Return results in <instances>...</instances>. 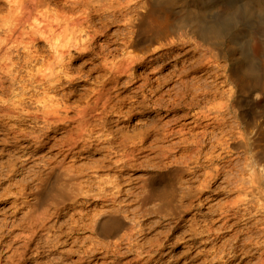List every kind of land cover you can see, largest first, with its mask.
Returning a JSON list of instances; mask_svg holds the SVG:
<instances>
[{"label": "rangeland", "instance_id": "obj_1", "mask_svg": "<svg viewBox=\"0 0 264 264\" xmlns=\"http://www.w3.org/2000/svg\"><path fill=\"white\" fill-rule=\"evenodd\" d=\"M177 1L179 3L172 11L174 23L183 15L182 12L179 13V6L183 2ZM188 6L184 9L185 13L189 12L188 21L184 24L185 29L172 34L175 39L178 38L175 35H182L183 42L179 40L176 46L167 45L159 53L164 52L165 56L155 59L156 61L150 62L152 56H146V66H136L133 75L127 74L120 80L116 90H113L115 96L111 105L114 103L116 107L102 116L106 122L103 127L97 128L93 138L101 134L103 137L104 134H115L119 139L130 137L127 148H119L117 155L113 154L112 160L105 159L109 152L106 149L100 151V144L82 151L76 158L69 156L66 159V164L84 166L92 176L94 184L88 196L73 198L62 176L58 175L39 202L33 198L37 178L46 170L44 164L64 159V155L58 153L59 143L49 140L55 136L53 132H49L48 140L45 137V141H49L47 145L40 149L36 146L28 149L29 156H33L27 160L19 157L22 155L20 148L0 144V264H256L261 256L264 257V249H257L255 243L264 236V232L255 227V219L243 220L239 217L232 219L231 224L228 222L226 227L220 226L222 222L221 225H224L222 212L228 209L230 203H241L246 197L242 192H235L232 186L224 181V175L217 182H211L210 191L203 196L205 198L213 195V200H206L207 203L193 206L179 214L174 212L173 206L167 204L162 196H155L150 202L142 204L144 182L170 165L166 164L168 160L159 156L162 147L165 148L179 140L178 135L166 137L163 134L167 128L176 129L191 120L192 116L187 118L186 114L191 115L197 110L196 106H187L184 102L191 96L188 90V96L183 97L184 86L195 90L199 85H208L203 87L209 88L210 96L215 98H209L208 94V99L213 101L208 106L212 107L213 104L218 105L226 100L229 81L225 74L228 69L234 71L233 80L237 74H244L253 81L264 83V0H194ZM5 9L2 10L4 13ZM195 18H200L201 22L196 23L192 20ZM113 30L114 27L107 33H113ZM186 38L189 40L186 41ZM156 56L157 54L153 58ZM207 60L210 63H207ZM80 61H74V67L80 66ZM201 61H205L207 65L200 66ZM87 69L88 67L84 70ZM180 69L181 72L185 70L181 73ZM101 74V71L86 73L85 82L80 79L74 81L72 90L76 88V95H70L65 101L69 104H79V108L85 105L86 96L92 101L93 90L97 87L94 80ZM210 85L218 93L212 92ZM83 93L88 94L82 98L80 94ZM219 93H224V96ZM247 93V88L242 87L237 94L241 119L235 117L233 110L230 114L232 116L225 114L228 121L224 124V129L230 132L231 124L235 121L237 124L234 122L233 127L236 128L241 120L246 149H240L241 153H235V156L224 152L223 155L227 157L223 162L217 161L218 166L236 161L237 169L241 163L244 167L245 156L248 155H255L257 161L264 160V102L256 104L248 98L243 99L242 96ZM203 104L205 102L201 103L202 106ZM232 129L238 131L237 128ZM141 135H146L143 142L139 139ZM62 136L59 134L57 139L61 140ZM155 136L160 139L157 140ZM132 140H135V143L132 144ZM19 144L20 142H17L15 145ZM133 148L135 156L137 153L138 155L135 158L129 156L132 158L130 163L126 161L124 166L122 161L116 162L120 154H125L126 149L132 151ZM214 153L218 154L217 151ZM236 158H240V162L243 159L244 161L240 163ZM190 177L191 175H187V178ZM202 178L200 176L196 182H189L188 185L194 189ZM173 183L170 175L156 179V186L164 190ZM106 189L107 192H103ZM110 192L114 194L111 195ZM231 196L233 198H230ZM190 202L191 200H180L177 196L173 204H176L179 210ZM242 211L244 210H241V213ZM107 214H116L125 221L115 233L105 234L98 227L89 224L91 216L96 219ZM250 222L254 228L250 226ZM247 228L248 232L245 231ZM251 234L255 236L252 235L255 240L245 241ZM263 239L264 237L258 242ZM256 253H259L260 257Z\"/></svg>", "mask_w": 264, "mask_h": 264}, {"label": "bare ground", "instance_id": "obj_2", "mask_svg": "<svg viewBox=\"0 0 264 264\" xmlns=\"http://www.w3.org/2000/svg\"><path fill=\"white\" fill-rule=\"evenodd\" d=\"M191 1L194 0H182L183 4L179 6L181 8L179 13L182 12L183 15L177 23H174L172 11L179 3L177 0H0V135H2V137L0 136V144L4 143L6 146L20 148L22 155L19 157L27 160L33 156H29L28 149L32 146L40 149V147L47 145L49 141H45V137L48 140L49 132H53L55 136H50L49 140H56L55 142L59 143L58 153L64 155L62 160H56L52 164H44L46 170L37 178L32 194L37 202L40 201L43 193L58 175L62 176L73 198L89 195L94 184L92 176L84 166L66 164V159L69 156L76 158L82 151L101 145L100 151L106 149L109 152L105 155V159L111 158L112 160L113 154L116 156L119 148H127L130 137L129 139H119L115 134L114 136L104 134V137L101 134L95 139L93 138L97 128L103 127L106 122L102 116L106 115V111L116 107L114 103V106L111 105L112 98L115 96H113V92H115L113 90H116L115 88L121 83L120 80L127 74L133 75V69L136 66H146L148 60H146V56H152L150 62H153L164 55V52L159 53L167 45L174 46L178 44L179 40L183 42L182 35H175L178 37L175 39L172 34L185 29L184 24L188 21L189 12L185 13L184 9L189 7L188 4ZM3 9H5V13L2 11ZM192 20L196 23L201 22L200 18ZM113 27L115 28L113 33H107ZM199 27L204 30L201 25ZM185 40L188 41L189 39L186 38ZM117 53H120L121 57ZM156 54L157 56L153 58ZM170 55L172 54L170 53ZM206 55L208 56V54ZM206 55L204 56L206 57ZM208 59L210 60L211 57ZM76 60L82 62L80 61V66L74 67L73 63ZM207 63L210 61L207 60ZM207 63L201 61L199 65L206 66ZM87 67L88 69L84 70ZM182 67H184L183 64ZM96 71H101L103 74L96 76V80H94L97 83V87L93 88L94 99L91 101L86 96L85 105L81 108H79V104L67 103L65 99L70 95H76V88L72 90L74 81L80 79L85 82L86 73H95ZM225 75L229 81L226 100L218 105L213 104L212 107L208 106L213 103L212 100L208 99V94L211 95L209 88H205L208 85L202 84L200 87L201 85L198 84L199 86L195 90L193 88L188 89L187 86L183 85V97L189 94H186V91L189 90L191 93L190 99L184 102L187 106H196L197 110L191 115L186 114L185 117L187 118L192 116L191 120L182 123L176 129L172 127L166 129L164 136L178 135L179 140L165 148L162 147V153L159 156L168 160L166 164L169 163L170 165L158 174L150 176L144 182L141 200L142 204H145L154 199L155 196H162L167 204L173 206L174 212L179 214L193 206H201L207 203L206 200H213V195L205 198L203 196L210 191L211 182H217L224 175V181H227L235 192H242L246 197L241 203L232 201L229 207L226 206L228 209L222 212L224 225H221L222 222L220 226L226 227L228 222L231 224L232 219L239 217L243 220L253 218L255 222H252L255 227H259L258 229L264 232V160L257 161L255 155L254 157L248 155L245 156L243 167L241 162L244 159L240 162L238 160L240 158H236L241 163L240 166L238 165V169L235 160V162L228 161L229 164L226 163L227 165L218 166L216 164L217 161L221 162L227 157V155H223L224 152L230 156H235L234 154L238 153L240 149H246L247 143L244 137L245 132L241 127V120L236 127L238 131H232V128L236 129L233 127L235 121L231 124L232 126L230 125L232 127L229 129L230 132L224 129V124L228 121L227 117L232 116L230 114L233 113V110L235 117L238 120L241 119V112L237 107V94L242 87L248 90V93L242 96L243 99L248 98L256 104L264 102V83L253 81L244 74H237L236 79L233 80L235 75L231 69H228ZM214 89L211 86L212 92L218 93ZM87 94H80V97L83 98ZM221 94L220 96H224V93ZM220 96L217 97L223 99ZM120 102L123 101L120 100ZM204 102L205 104L202 106L201 103ZM73 112L74 114H71ZM226 113L227 115L229 113L227 117L225 116ZM229 120L231 121L230 118ZM228 123L230 124V122ZM37 131L39 132L37 133ZM59 134L63 135L61 140L57 139ZM145 137L146 135L139 136L140 142L145 141ZM17 142L20 144L15 145ZM131 142L133 144L135 140ZM103 144H107V146ZM134 151V148L132 151L126 149L125 154H120L121 156L116 162L122 161L124 166L126 161L130 163L129 161L138 155L137 153L135 156ZM215 151L218 152L217 155L214 153ZM242 155L244 154L242 153ZM129 156L132 158L130 159ZM239 167L243 169H239ZM200 171H203L202 174H198ZM166 175H170L174 183L165 190L158 188L156 179ZM187 175H191V177L187 178ZM200 176L203 178L199 181L198 186L194 189L191 188L188 183L196 182ZM100 179L102 178L100 177ZM105 191L107 192V189L103 192ZM110 194L113 195L114 192H110ZM177 196L180 200H191L190 204L178 210V206L173 204ZM240 205L244 207L241 208ZM241 210L244 211L241 213ZM89 220L90 225L98 227L105 234L115 233L125 224V221L116 214H107L96 219L91 216ZM252 222H250V226ZM238 228H240L239 225ZM247 230L248 228L245 229V231ZM253 234L249 235L245 241H252L256 233ZM258 241L255 242L257 249H264V239L262 242ZM247 251L250 252V250ZM232 252L234 251L232 250ZM256 264H264V257L261 256Z\"/></svg>", "mask_w": 264, "mask_h": 264}]
</instances>
